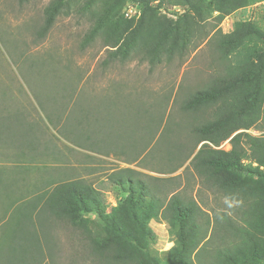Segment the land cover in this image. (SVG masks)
<instances>
[{
	"label": "rangeland",
	"instance_id": "obj_1",
	"mask_svg": "<svg viewBox=\"0 0 264 264\" xmlns=\"http://www.w3.org/2000/svg\"><path fill=\"white\" fill-rule=\"evenodd\" d=\"M48 1L0 0V264H102L88 243L104 237L105 219L126 195L127 183L114 185L109 175L130 169L158 190L195 196L213 217L225 211L235 217L224 197L184 169L189 160L167 172L176 162L169 153L191 145V125L209 117L208 110L181 109L222 68L209 37L236 21L264 31V0H249L220 20L212 11L183 56H163L154 65L137 52L108 60L99 38L82 46L87 15L59 14L39 35ZM260 110L263 116L264 99ZM246 131L264 133V118ZM242 161L250 164L247 156ZM72 179L91 184L103 199L78 228L35 199L50 182ZM134 199L137 210L148 201L140 192ZM149 226L151 250L163 260L173 235L164 221Z\"/></svg>",
	"mask_w": 264,
	"mask_h": 264
},
{
	"label": "trees",
	"instance_id": "obj_2",
	"mask_svg": "<svg viewBox=\"0 0 264 264\" xmlns=\"http://www.w3.org/2000/svg\"><path fill=\"white\" fill-rule=\"evenodd\" d=\"M248 1L49 0L37 32L45 35L59 14L87 15L90 24L82 46L99 38L108 60L124 61L137 52L154 65L163 56H183L212 11L218 12L220 20ZM127 3L136 5L137 17L126 15L123 9ZM210 40L221 55L222 68L181 103L185 113L208 110L209 117L191 125L193 143L184 146L185 152L169 153V161L176 162L167 172L178 170L189 160L184 169L192 168L224 197L235 217L226 211L213 217L195 196L158 190L132 177L135 171L131 169L113 173L108 180L114 185L127 183L126 195L105 219L104 237L88 243L99 263L264 264V133L246 131L264 118L260 110L264 46L257 45L264 44V31L251 21H236L228 32L215 30ZM225 141L229 149L219 147ZM245 156L248 166L243 165ZM50 183L36 196V202L74 228L103 202L100 191L82 179ZM135 192L148 198L141 210H137ZM28 202L35 208L34 201ZM153 219L166 222L173 235L163 260L151 250L154 234L149 222Z\"/></svg>",
	"mask_w": 264,
	"mask_h": 264
},
{
	"label": "built area",
	"instance_id": "obj_3",
	"mask_svg": "<svg viewBox=\"0 0 264 264\" xmlns=\"http://www.w3.org/2000/svg\"><path fill=\"white\" fill-rule=\"evenodd\" d=\"M124 9H125V13H126V15H127L128 17H133V16H134V17H137L138 14H139V11H138L136 5L128 4V3H127V4L125 5ZM226 32H228V31H226Z\"/></svg>",
	"mask_w": 264,
	"mask_h": 264
},
{
	"label": "clouds",
	"instance_id": "obj_4",
	"mask_svg": "<svg viewBox=\"0 0 264 264\" xmlns=\"http://www.w3.org/2000/svg\"><path fill=\"white\" fill-rule=\"evenodd\" d=\"M227 142V141H226Z\"/></svg>",
	"mask_w": 264,
	"mask_h": 264
}]
</instances>
